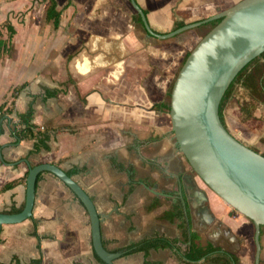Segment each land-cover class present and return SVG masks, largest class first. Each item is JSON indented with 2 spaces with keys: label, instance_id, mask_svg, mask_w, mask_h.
<instances>
[{
  "label": "crops",
  "instance_id": "1",
  "mask_svg": "<svg viewBox=\"0 0 264 264\" xmlns=\"http://www.w3.org/2000/svg\"><path fill=\"white\" fill-rule=\"evenodd\" d=\"M57 1L63 14L60 27L54 29L45 22L47 3L36 0L39 8L34 6L31 14L35 18L43 14L48 27L43 32L29 25L16 28L13 22V13L32 8L30 0H0V25L10 19L17 32L11 39L12 54L0 56V108L5 102L11 104L14 90L25 85L15 100L12 118L18 121L17 115L33 105V123L50 132L49 149L33 152L35 139L19 140L12 126L5 125L0 135V189L19 183L0 192V212L25 205V175L30 167L53 164L67 174L76 171L71 177L94 201L109 252L149 238L182 239L181 221L164 218L179 199L156 195L143 185L171 193L177 191L181 177L189 174L170 127L169 112L157 108L169 103V79L150 73L147 54L138 47V38V44L133 41L132 32L116 28L110 33L113 42L106 46L109 34L100 26L105 24L103 16L98 17L97 27L67 30L73 4L67 7L68 2ZM218 6L217 0H184L183 4L198 18L196 22L219 13ZM147 16L152 26L149 12ZM146 36L152 38L147 32ZM0 39L8 40L9 34L7 38L2 32ZM81 39L90 41L83 51L75 46ZM49 92L56 94L49 96ZM118 164L133 167L135 178ZM196 211L191 222L200 225ZM194 228L202 236L201 227ZM0 240V264H33L36 260L41 264H100L86 208L49 172L38 178L33 216L19 224L0 225ZM120 254L115 264H144L146 259L144 252ZM148 259L186 264L170 249H153Z\"/></svg>",
  "mask_w": 264,
  "mask_h": 264
},
{
  "label": "water",
  "instance_id": "2",
  "mask_svg": "<svg viewBox=\"0 0 264 264\" xmlns=\"http://www.w3.org/2000/svg\"><path fill=\"white\" fill-rule=\"evenodd\" d=\"M141 16L149 37L166 40L188 30L221 20L195 46L173 84L170 96V118L178 151L186 158L204 184L225 203L255 225L256 259L260 264L264 227V155L238 140L223 124L220 105L238 74L264 53V0H241L207 19L187 24L170 33H157L137 0H130ZM2 158V156H1ZM49 172L64 182L86 208L92 228L93 247L106 264H115L120 253L109 252L102 240L101 218L94 201L63 169L53 164L30 167L27 177L25 208L20 213L0 212V225L19 224L33 216L37 182L40 174ZM190 186L180 184L179 199L183 203L189 234L195 228L189 221L188 206L203 215L210 225L215 217L208 205L207 191L192 176ZM181 181V180H180ZM147 189L165 197L157 186ZM219 229V228H218ZM220 230V229H219ZM226 234L234 240L230 229Z\"/></svg>",
  "mask_w": 264,
  "mask_h": 264
},
{
  "label": "rangeland",
  "instance_id": "3",
  "mask_svg": "<svg viewBox=\"0 0 264 264\" xmlns=\"http://www.w3.org/2000/svg\"><path fill=\"white\" fill-rule=\"evenodd\" d=\"M2 1L7 2L8 0ZM30 1L33 4L32 8L26 12L12 14L13 22L15 21L17 24L16 28H21L23 26L27 28L29 25V27L34 28V30H40L43 32L47 31L48 27L43 21V14L40 13L36 18L31 14L34 6L39 8L38 5L40 3L37 5L36 0ZM240 1L241 0H217L219 5L217 10L218 12H221ZM63 2L69 3V0H63ZM139 2L149 12L152 26L154 27V30L160 34L174 31L177 23L180 21L185 22L187 25L195 23L198 19L195 15L193 16L190 10H185L183 8L184 0H139ZM70 3L73 4L74 9L72 8V20H70L69 23L67 22L68 25L66 23L67 30L72 32L85 31L93 26L97 27L98 17L103 16L105 24H101L100 26L102 27V30L107 31V34H109L105 40L106 46H109L107 43L113 42V40L110 39V33L112 31L115 32L116 28L118 32H132L135 35L133 36V41L137 44L138 42L135 39L138 38L140 41L138 47L141 50H145L149 59L151 67L150 73L159 74L162 75L164 79H169L168 104H170V93L173 84L188 53L192 52L198 42L211 29V25L206 24L166 40L147 38L142 24L136 21L135 18L133 19L137 14L130 0H70ZM26 15H28L29 18H27ZM0 21L2 22V19H0ZM10 22L12 23V21ZM6 25L7 21L0 25V35H2V32H5L8 38L9 32ZM88 42L90 41L81 39L75 41V46H77L80 51H83L88 48ZM248 94L249 92L240 84L235 87L234 94L224 110L226 127L238 140L249 146L251 149L264 155V106L255 107L253 109V118H246L247 114L242 113V107L249 99ZM169 121L172 129L170 113ZM187 164L189 168L185 173H189L187 175L191 174L190 176L194 177L192 178L197 185L201 189L207 191L209 195L208 205L210 209H212V214L218 221L215 224L211 223L212 225H207L206 227L201 228L200 233L202 235V242L204 241L203 243H205L207 240H212L216 245H221L225 249L234 252L240 258L241 264H255L256 244L255 227L253 223L211 191L204 182L197 177L188 162ZM171 187L173 190L175 189V187ZM230 213H232V216H230ZM221 221L225 222V226L222 227ZM195 224L196 227L200 226L197 225V223ZM234 227L240 228L238 230ZM247 227H251L250 231ZM228 229H230L235 235L236 238L234 240L226 234ZM216 231L219 233L217 236H215ZM247 231H249L248 237H246L245 234ZM261 243L262 252L260 264H264V233L262 234Z\"/></svg>",
  "mask_w": 264,
  "mask_h": 264
},
{
  "label": "trees",
  "instance_id": "4",
  "mask_svg": "<svg viewBox=\"0 0 264 264\" xmlns=\"http://www.w3.org/2000/svg\"><path fill=\"white\" fill-rule=\"evenodd\" d=\"M43 3H47V8L45 12V22L47 24H52L54 29H58L61 25V19L63 10L59 9V4L57 0H42ZM70 0L67 4V7L70 6ZM145 14L148 12L145 10ZM135 20L140 24H143L142 18L139 14L135 17ZM221 20H217L209 23L211 25V29L214 28ZM186 25L185 22L180 21L176 25V29L184 27ZM6 28L9 32V39L3 40L0 39V56L5 54H12L13 46L11 43V39L17 33L15 27L12 25L10 20H7ZM210 29V30H211ZM190 55L188 53L187 57ZM187 59V58H186ZM185 59V61H186ZM185 63V62H184ZM240 84L249 92V99L245 102L242 107V113L247 114L246 118H253L255 107L264 106V53L250 62L235 78L232 82L231 86L227 90L226 94L223 97V100L220 105V117L223 124L226 126V122L224 119V110L234 94L235 87ZM25 85L16 88L13 92V102L9 104L5 102L0 108V135L4 131L5 125H11L13 131L19 140L24 139H35V149L33 152H39L42 149L48 150L49 145L48 141L50 140V132L47 130H41L37 125L33 123L34 118V108L33 105L30 106L29 110L24 114H18V121H14L12 118L14 114V103L18 98L20 93L24 90ZM56 92H49L48 95H55ZM171 95V93H170ZM157 108H164V110H168L170 113V104L157 105ZM257 152V151H256ZM118 167L121 170H126L130 173L131 179L135 178V171L133 167H125L122 164H118ZM76 173V171L69 172L68 175L72 176ZM29 171L25 175V180H27ZM19 181H14L5 185L0 189V192L8 191L17 186ZM132 189L130 190V192ZM157 204H153L151 209L156 207ZM188 206V216L189 221L191 222V213L190 207ZM25 208V205L20 208L13 207L9 211L4 212L7 214H15L20 213ZM164 218L174 222L176 219L181 221L180 228L183 233L182 239H170L167 237H156L141 240L138 243H134L131 246L117 251L122 253L123 255H131L138 252H144L146 255V259L144 264H162L160 262H153L149 260V253L151 250H160V249H170L176 252L181 261H184L186 264H241L240 258L234 253L227 249H225L221 245H216L212 241L203 243L201 236L192 232L189 234L188 221L184 212L183 203L181 200H178L173 207L172 211L166 212ZM1 243V240H0ZM116 252V253H117ZM99 259L100 264H106L99 256L96 254ZM42 261L36 260L33 261V264H41Z\"/></svg>",
  "mask_w": 264,
  "mask_h": 264
},
{
  "label": "flooded vegetation",
  "instance_id": "5",
  "mask_svg": "<svg viewBox=\"0 0 264 264\" xmlns=\"http://www.w3.org/2000/svg\"><path fill=\"white\" fill-rule=\"evenodd\" d=\"M153 38V37H152ZM184 156V155H183ZM186 159V158H185ZM191 175V174H190ZM186 176L187 175H184L183 177H181V181H179V185H178V189H177V191H170L171 193H168V192H165V193H168V194H171V196L172 197H174V198H176L177 200L179 199V194H180V184H184L186 187H188V186H190L191 184H190V181L186 178ZM193 177V176H192ZM194 178V177H193ZM180 200V199H179ZM193 211H195V209L191 206V208H190V212H191V216L193 215V217H194V214L195 213H193ZM196 216V215H195ZM230 216H232V213H230ZM200 220H201V222H200V226H198V227H203L202 226V223H204V225H205V223H206V219L205 218H203V215H200L199 217H198ZM249 220V219H248ZM250 221V220H249ZM216 222H218L217 220H216V218H215V220L212 222V224H215ZM196 223V222H195ZM195 223H192V226L193 227H196V224ZM221 223H222V227L223 226H225V222L224 221H221ZM212 224H210V225H212ZM254 225V224H253ZM217 227H219V226H217ZM254 227H255V225H254ZM263 229H264V227H262V231H263ZM261 231V238H262V234H263V232ZM217 235H219V233H218V231H216L215 232V236H217Z\"/></svg>",
  "mask_w": 264,
  "mask_h": 264
}]
</instances>
